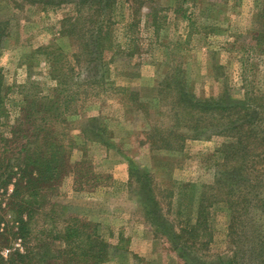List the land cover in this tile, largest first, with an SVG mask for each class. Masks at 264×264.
<instances>
[{
    "label": "rangeland",
    "instance_id": "1",
    "mask_svg": "<svg viewBox=\"0 0 264 264\" xmlns=\"http://www.w3.org/2000/svg\"><path fill=\"white\" fill-rule=\"evenodd\" d=\"M261 5L264 0H156L140 10L133 24L127 0H117L112 51L101 60L105 66L98 64L93 77L98 83L89 87L84 78L87 60L75 57L77 43L71 37L59 36L65 8L0 0V21L7 23L0 72L10 89L6 105L11 121L20 118L25 94L43 95L55 87L42 48L60 47L67 77L62 97L71 107V163L87 159L100 178L94 187L82 184L79 190L68 175L36 217L34 238L45 244L74 216L96 223L105 241L121 246L105 264H185L168 238L149 224L138 178L150 176L154 198L176 227L192 220L203 187L213 186L212 193H217L213 184L223 162L217 151L230 140L219 133L193 139L187 123L176 129L173 98L186 86L200 99L220 98L226 91L241 100L249 93L256 114L264 116V44L256 38L262 30L254 20ZM121 87L124 93H137L146 109L139 110L119 93ZM157 87L161 90L155 91ZM153 127L169 136L176 131L182 139L170 138L168 148L157 149L149 135ZM222 207L212 210L213 239L206 261L218 264L217 257H230L241 246L239 264H264V218L249 230L240 229L235 244L228 240L229 212ZM3 217L10 220L11 214ZM6 236L0 234L2 256L15 247Z\"/></svg>",
    "mask_w": 264,
    "mask_h": 264
},
{
    "label": "trees",
    "instance_id": "2",
    "mask_svg": "<svg viewBox=\"0 0 264 264\" xmlns=\"http://www.w3.org/2000/svg\"><path fill=\"white\" fill-rule=\"evenodd\" d=\"M155 1L127 0L133 24L140 10ZM21 2L44 9L65 8L59 36L71 37L75 45L77 43L75 57L87 60L85 84L94 87L98 83L93 79L98 74V64L102 63L105 54L112 51L117 0ZM254 20L262 30L256 38L264 44L263 5L258 7ZM6 36L7 23L0 21V47ZM54 45L42 50L51 67V79L56 81L55 87L43 95L39 92L30 96L25 94L21 116L13 122L6 105L10 89L4 84L0 72V234L9 236L15 246L12 252L7 250L5 256L0 255V264H105L113 249H121L120 245L113 246L103 239L96 223L74 216L65 219L61 231L44 239L45 244L33 236L34 222L48 196L59 191L68 175H73V182L79 190L82 184L94 187L100 180L87 159L71 163L74 143L67 133L71 107L62 97L66 92L67 77L61 66L63 51ZM104 78L105 74H102ZM22 88L25 91L27 87ZM187 88L177 89L173 98L175 128L187 123L193 139L203 133H219L230 140L217 151L223 161L219 165L221 173L213 184L217 193H212L213 186L203 187L197 196L192 220H185L179 227L163 214L154 198L150 176L138 178L141 185L139 195L149 224L168 238L185 264H211L206 258L213 239V209L223 208V205L229 212L227 237L235 244L239 242L237 235L240 229L249 230L259 223V218H264V116L256 114L252 94L247 93L240 100L227 96L225 91L220 98L200 99L193 95L191 87ZM118 90L127 95L138 109H146L147 103L137 99V93H124L122 87ZM160 90L159 87L155 89ZM167 91L165 88V94ZM151 131V144L157 149H166L171 145L170 138L180 140L183 136L175 130L173 136L159 133L163 132L159 127H153ZM62 209L66 211L65 207ZM253 210L260 212L258 217ZM5 213L11 214L10 220L2 218ZM241 248L234 247L230 257H217L218 264H239L238 258L243 253ZM248 250L251 251L250 247Z\"/></svg>",
    "mask_w": 264,
    "mask_h": 264
}]
</instances>
